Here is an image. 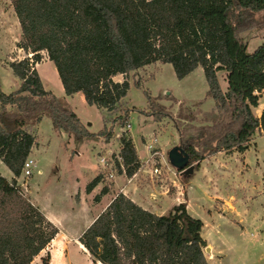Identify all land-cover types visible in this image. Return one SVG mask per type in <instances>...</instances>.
<instances>
[{"label":"trees","instance_id":"trees-1","mask_svg":"<svg viewBox=\"0 0 264 264\" xmlns=\"http://www.w3.org/2000/svg\"><path fill=\"white\" fill-rule=\"evenodd\" d=\"M11 5L21 29L17 47L28 56L10 63L18 89L6 94L0 88V160L13 174L12 179L0 176V264H31L59 232L18 183L36 145L30 129L44 117L77 140L106 143L114 125L126 126L133 111L155 122L171 117L180 135L178 147L195 170L221 152L245 153L253 136L264 134V109L260 116L253 111L264 95V43L251 53L241 36L242 31L264 32V0H11ZM42 53L54 63L67 96L80 92L88 105L118 114L107 119L113 127L90 131L62 98L45 89L36 69ZM158 62L171 64L180 80L201 67L214 111L200 119L192 111L170 116L147 92V109L129 108L131 74ZM117 75L124 81L115 82ZM134 85L141 87L138 81ZM128 134L124 131L120 151L112 157L118 174L131 178L141 162ZM103 181L99 174L86 192ZM109 192L105 186L95 201ZM202 229L203 222L188 213L185 203L158 215L119 193L79 242L94 263L208 264ZM49 261V256L42 260Z\"/></svg>","mask_w":264,"mask_h":264},{"label":"rangeland","instance_id":"rangeland-1","mask_svg":"<svg viewBox=\"0 0 264 264\" xmlns=\"http://www.w3.org/2000/svg\"><path fill=\"white\" fill-rule=\"evenodd\" d=\"M10 8V0H0V88L6 94L12 93L20 85L10 63L28 56L17 47L21 31ZM254 19L260 21L262 17L254 15ZM241 36L251 53L264 43V32L260 30L242 31ZM37 65L45 89L62 98L66 107L74 111L90 131L113 127L107 119L112 121L118 114L110 116L106 111L88 105L80 92L67 96L54 63L48 60L40 63L39 68ZM224 74L218 73V78L226 91L228 84ZM116 81L123 82L124 77L118 76ZM137 81L141 84L140 88L134 85ZM129 83L130 90L125 98L129 108L147 109V92L167 108L170 116L177 117L192 111L194 114L200 113V119L214 111L213 100L206 97L209 86L201 67L180 80L171 64L158 62L131 74ZM262 98L261 106L264 105ZM259 106L253 109L258 116L262 112ZM127 120L130 129L127 125H114L113 137L110 143H106L99 138L77 140L55 130L51 120L44 117L40 124L30 129L36 135V145L30 157L37 168L31 177L22 175L18 179L24 194L44 214L48 212L60 217L58 220L64 227L75 225L72 230L79 232L85 217L81 215L78 203L83 200L84 207L88 208V217L101 210L95 197L105 186L110 191L113 189L114 179L106 176L109 172L115 177L118 174L112 156L118 155L119 139L124 131L129 130L128 135L134 141L141 168L129 185L132 188L126 191L128 195L158 215L168 214L173 206L185 203L188 213L203 222L202 237L210 248V254L205 252L208 264H264V134L257 132L245 153L221 152L206 158L199 170L193 167L187 173L178 172L169 163V153L181 145L179 132L171 117L155 122L151 117L133 111ZM194 124L201 126L198 122ZM182 125L189 124L182 122ZM153 138L157 139L155 150L159 154L148 160L146 146ZM102 156L109 160L111 171L105 172L106 178L100 185L99 193H92L86 198L87 185L101 174ZM154 168H159L160 173L153 174ZM0 176L13 178L12 172L1 160ZM121 182L119 179L116 185L121 186ZM115 191L110 196L121 193ZM72 215L74 222L71 224ZM47 248L39 254L34 264H43L42 260L47 256L50 257L49 264H100L85 257L75 240L59 238Z\"/></svg>","mask_w":264,"mask_h":264},{"label":"crops","instance_id":"crops-1","mask_svg":"<svg viewBox=\"0 0 264 264\" xmlns=\"http://www.w3.org/2000/svg\"><path fill=\"white\" fill-rule=\"evenodd\" d=\"M10 5H11V0H10ZM10 11L12 12V14H13V16H14V20L16 21V23H17V26H18V20H17V17H16V15H15V13H14V10H13V7H12V5H11V8H10ZM16 18V19H15ZM17 28H20V25L17 27ZM20 31H21V29H20ZM20 36V35H19ZM43 55H44V58H43V61L41 62V63H43V62H45V61H48V58H47V55L45 54V53H43ZM29 56H31V55H29ZM39 66H40V64L39 65H37V68H39ZM38 70V69H37ZM39 74V73H38ZM118 76H122V75H117V76H115L114 77V81L115 82H122V81H116V78L118 77ZM263 97H264V95H263ZM262 99H264V98H262ZM260 105V104H259ZM262 110L264 109V105H260L259 106ZM34 149V148H33ZM33 151V150H32ZM112 154V153H111ZM31 156V155H30ZM103 157V156H102ZM111 171V169H110V167L108 166V167H102V168H100V172L99 173H103V175H104V177H105V172L106 171ZM109 174H112L113 175V178L112 179H114V185H113V189L109 192V194H107V195H105V196H103L102 197V199H101V201L99 202V203H97V206H99V207H102L101 208V210H99V212L97 213L96 212V214L94 215H90V217H88L87 216V214H86V210H88V208L87 207H84V203H83V200H80L79 201V203L78 204H80V206L78 207V209L80 210V213H81V215L82 216H84L85 217V220H84V225H83V228L79 231V232H74L73 230H72V228L75 226L74 224V226L72 227H70V228H66V227H64L63 226V224L62 223H60V221L58 220V218H60V217H58L57 218V216H54V215H50L48 212H46L45 213V215H46V217L49 219V221H51L57 228H58V230H59V232H58V234L56 235V237H55V239L51 242V244H50V246H52L53 245V243H55L56 242V240H58L59 238H63V240H65V241H67V240H69V241H71V240H75L78 244H79V246H80V248L82 249V252L84 253V255L86 254V256L85 257H87L88 259H90L89 258V254L87 253V251L85 250V248L80 244V242H79V238H80V236L82 235V233L93 223V221L98 217V215L111 203V201H112V199L115 197V196H110V193H112V192H114V190H117V192L116 193H119V192H121V193H123V194H125L126 196H128L129 198H131L134 202H136L138 205H140V206H142L144 209H146V210H151L150 208H147L146 206H144V204H142L141 202H138V200L136 199V198H133L132 196H130V195H128V191L132 188V187H130L129 185H131L132 184V182H133V180L135 179V176H133V177H131V178H127L126 176H124V175H116V177H115V175L112 173V172H109ZM106 177H108V175L106 176ZM105 177V178H106ZM119 179H121V186H120V184H119V186H117L116 185V182L119 180ZM102 183H100L98 186H96V188H94V190L91 192V193H86V195H85V197L86 198H88L92 193L94 194H98L99 193V190H100V185H101ZM117 186V187H116ZM116 187V188H115ZM123 187H125V188H123ZM119 189H120V191H119ZM127 191V192H126ZM110 197V198H109ZM81 199H82V196L80 197ZM108 198H109V200H108ZM82 203V204H81ZM93 210V209H92ZM152 211V210H151ZM72 217H73V215H72ZM74 222V217H73V220L72 221H70V223L72 224ZM70 225V224H69ZM206 242H207V240H206ZM207 244H208V242H207ZM49 246V247H50ZM49 247L47 248V249H49ZM50 253L52 254V251H50ZM207 253V252H206ZM208 254H210V253H208ZM38 257H40V256H37L35 259H34V261L31 263V264H34L37 260H38ZM86 258V259H87ZM207 260H208V258H207ZM64 264H65V262H64ZM70 264H72V263H70ZM88 264V263H87Z\"/></svg>","mask_w":264,"mask_h":264},{"label":"built area","instance_id":"built-area-1","mask_svg":"<svg viewBox=\"0 0 264 264\" xmlns=\"http://www.w3.org/2000/svg\"><path fill=\"white\" fill-rule=\"evenodd\" d=\"M127 128L130 129V124H127ZM129 131V130H127ZM156 141L157 139L156 138H153V141L150 142V144H148V146H146V149L148 151V154H149V158L148 160L150 159V157L154 158L155 156H157L159 153L155 150V144H156ZM100 163L103 165V167H108V166H111L109 164V160L107 159V157H100ZM37 168V165H36V162L30 157L26 160V162L24 163V167H23V172H22V175L24 177H31L34 173V170ZM112 168V167H110ZM40 173V171H38ZM160 173V170L159 168H154L153 169V174H158ZM109 178H113V175L112 174H108Z\"/></svg>","mask_w":264,"mask_h":264},{"label":"water","instance_id":"water-1","mask_svg":"<svg viewBox=\"0 0 264 264\" xmlns=\"http://www.w3.org/2000/svg\"><path fill=\"white\" fill-rule=\"evenodd\" d=\"M169 163L172 167H174L178 172H191L193 167H189V158L184 153H182L179 147L174 148L169 153ZM186 173V174H187ZM205 252L210 253V248L207 247Z\"/></svg>","mask_w":264,"mask_h":264}]
</instances>
